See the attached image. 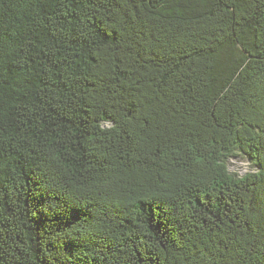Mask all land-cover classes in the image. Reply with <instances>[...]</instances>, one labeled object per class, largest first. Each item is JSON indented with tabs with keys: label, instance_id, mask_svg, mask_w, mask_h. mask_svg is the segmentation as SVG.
I'll return each instance as SVG.
<instances>
[{
	"label": "trees",
	"instance_id": "trees-1",
	"mask_svg": "<svg viewBox=\"0 0 264 264\" xmlns=\"http://www.w3.org/2000/svg\"><path fill=\"white\" fill-rule=\"evenodd\" d=\"M0 264H264V0H0Z\"/></svg>",
	"mask_w": 264,
	"mask_h": 264
},
{
	"label": "rangeland",
	"instance_id": "rangeland-1",
	"mask_svg": "<svg viewBox=\"0 0 264 264\" xmlns=\"http://www.w3.org/2000/svg\"><path fill=\"white\" fill-rule=\"evenodd\" d=\"M229 169L231 172L236 173L239 177L255 171L251 162L244 157L231 159L229 163Z\"/></svg>",
	"mask_w": 264,
	"mask_h": 264
}]
</instances>
